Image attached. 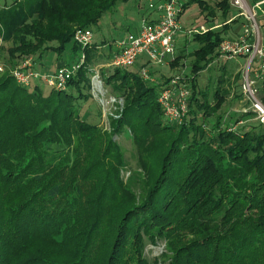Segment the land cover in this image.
<instances>
[{
	"label": "trees",
	"instance_id": "1",
	"mask_svg": "<svg viewBox=\"0 0 264 264\" xmlns=\"http://www.w3.org/2000/svg\"><path fill=\"white\" fill-rule=\"evenodd\" d=\"M128 1L0 0V264H264V123L252 110H223L242 76L234 75V86L227 61L210 87L198 82L219 58L221 42L237 38L247 23L230 0L187 6L199 4L209 30L191 39L187 33L171 61L178 67L192 58L182 122H170L158 101L174 75L144 79L147 61L105 77L125 102L111 127L114 136L128 127L136 141L143 173L132 177L139 189L121 176L129 167L114 136L80 111L92 98V65L110 62L112 45L107 55L100 52L106 42L86 48L64 90L42 81L48 93L40 82L30 89L11 75L30 56L46 70L38 64L49 53L60 61L77 28L99 26ZM191 40L197 47L188 54ZM155 136L165 145L156 155ZM151 167L160 169L156 181L146 176ZM159 243L164 251L150 259L147 246Z\"/></svg>",
	"mask_w": 264,
	"mask_h": 264
},
{
	"label": "built area",
	"instance_id": "2",
	"mask_svg": "<svg viewBox=\"0 0 264 264\" xmlns=\"http://www.w3.org/2000/svg\"><path fill=\"white\" fill-rule=\"evenodd\" d=\"M143 1L146 3L147 12L142 16L139 29L116 44L109 67L127 69L134 66L141 57H145L153 65H163L175 60L177 39L184 29L181 17L187 6L195 0ZM230 1L238 10V16L244 17L247 23L237 38H226L221 42L218 59L223 61H232L240 57L247 59L244 95L250 106L242 111L252 110L256 113V118L264 123V103L261 99V92H264V37L261 25V16L264 17V0ZM208 30L206 25H201L198 30L190 29L188 34L205 33ZM74 41L83 49L91 47L94 44L93 29L77 28ZM85 60L86 54H83L74 63H61L51 72L39 70L33 57H26L11 70V75L17 83L24 86L42 81L52 88L64 90ZM0 71H5L1 60ZM141 74L144 79L155 82L148 68H143ZM189 97V84L185 81L184 73L175 74L168 84L164 85L158 101L170 122H182L188 113Z\"/></svg>",
	"mask_w": 264,
	"mask_h": 264
},
{
	"label": "rangeland",
	"instance_id": "3",
	"mask_svg": "<svg viewBox=\"0 0 264 264\" xmlns=\"http://www.w3.org/2000/svg\"><path fill=\"white\" fill-rule=\"evenodd\" d=\"M219 1L220 0H207V2L211 6L216 5ZM145 11L147 12V6L143 0H130L128 2L119 4L113 11L108 12L103 17L99 26H95L92 28L94 33V42L98 44H100L101 42H106L107 44L106 48L104 50L101 49L100 51L103 52L105 55L109 54L110 52L109 48L111 47V45L115 48L116 44L119 41L125 39L128 34L136 32L141 25L142 15L146 13ZM204 16H205V12H202L199 4L196 2L186 9L185 13L181 17V22L184 29L181 31V34L177 39L175 56L180 55L179 52L180 49L185 47L184 39L189 37L191 39V34H188L189 37H187V35L185 34L188 33L190 29H194V28L199 29V27L202 24L206 25ZM262 33H264L263 30ZM74 43L75 41H72L66 45V49L63 53V57L60 60L61 62L73 63L75 61L76 53L74 52V45H75ZM79 47L80 49L78 50L77 54L80 56L86 54L85 49H83L82 46ZM196 47L197 44L191 40L189 44H186V52L190 54ZM4 50L5 49H2L1 51L6 52ZM42 60L44 63L48 64L49 66L50 64L55 65L58 61V55L56 53H49ZM191 60H192L191 57L185 56L181 58L178 67L171 66V68H166V70L165 69L161 70V73L173 72V75L187 73L190 70L189 66ZM225 62L226 61L217 59L209 70L203 72V74L198 79L199 86L202 89L204 88L206 89L207 87H210L212 82L216 81L218 77L222 75L223 71L220 69V65H222L221 66L222 68L223 65H226L224 64ZM17 64L18 62H16V65ZM108 64L109 62H107V59L105 58L101 62V64L98 65L96 64V66L91 64L93 66V67L91 66L93 68V71L90 72L91 74L90 76L92 79V86H93L91 91L92 98L86 102L81 103L80 111L82 114L88 115V120L90 122L102 125L103 131L108 132L110 136H114V131L112 130L113 128L111 127V120L113 117L118 118L120 116L121 113L120 110L124 108L125 102L118 97L117 93L113 91L111 85L112 82L114 83V81L111 80V83H108V81L105 79V77H107L106 75H110L114 70V68L109 67ZM245 65H247V59L242 57L236 60L227 61L228 73L229 75L230 72L232 73V78L230 82L233 83L234 86L236 84L235 82L236 78L234 77V75L236 76L238 72L242 74L240 81L238 80L237 82V86L234 87L235 93L228 98L227 100L228 105L223 107V110L226 111L227 116H229L228 115L229 111L230 112H233V110L242 111L248 105H250V102L244 95V84H245V75H246ZM149 66H151V63H149ZM137 68L133 67L130 69L132 71H137L138 70ZM148 69L150 70V68ZM149 72L153 74L151 76L155 79V82H157L158 80L156 79V77L157 75H159V72L158 73L156 71L153 72L149 71ZM40 84H41L40 86L46 89V92L48 93L49 91L48 87L44 86L42 82H40ZM33 85L30 87V89H33L32 88ZM225 86L228 87L229 84L225 83ZM241 93L243 95L242 98L235 100L236 95H240ZM114 140L117 141L119 147L122 148L128 162L129 168L121 172L122 178L125 181H128V179L132 177L133 175L132 173H134V177L137 173L140 172L143 173L142 168L139 167L140 161H139L138 148L135 143L136 141H134L133 135L130 133L129 128L126 126L123 127L121 132H119V134H116L114 136ZM155 140L157 143L156 145H154L153 149L155 150V155H156V152L158 151L159 147L160 149H162L163 146L165 145L163 144L162 136H155ZM155 155L153 157H155ZM159 158L160 155L156 158V160L158 161ZM159 174H160V169H154L153 167H151V169H149L146 176L148 177V179L150 180L154 179L153 181H156L155 177L158 176ZM97 177L101 182H103V179L100 178V175H97ZM134 177H132L133 185H135L134 186L135 189H139L140 187L138 186V182L136 179H134ZM91 179L86 180L87 183H89ZM97 192H98V188H96L95 190L92 189L91 191L92 195L97 194ZM163 251H164L163 243H159L157 246H153L149 244L146 249V254L150 259H153L154 257L159 256Z\"/></svg>",
	"mask_w": 264,
	"mask_h": 264
},
{
	"label": "crops",
	"instance_id": "4",
	"mask_svg": "<svg viewBox=\"0 0 264 264\" xmlns=\"http://www.w3.org/2000/svg\"><path fill=\"white\" fill-rule=\"evenodd\" d=\"M146 12V11H145ZM144 12V13H145ZM143 13V14H144ZM143 16V15H142ZM261 25H262V30H263V32H264V17H262L261 16ZM244 26V25H243ZM235 27V26H234ZM235 29L238 31V33H240L241 31H242V27H239V26H236L235 27ZM264 34V33H263ZM263 37H264V35H263ZM95 43V42H94ZM98 44V43H97ZM106 48V46H102V47H100V50L102 49V50H104ZM113 49V51L115 50V48L114 47H112ZM101 52V51H100ZM101 53H103V52H101ZM147 62V59L145 58V57H141L140 59H139V61H138V64H141V65H144V63H146ZM61 61H57V63L55 64V65H51L50 64V66L48 65V64H46V63H44L43 62V60L38 64V65H40L41 66V68L42 69H46V70H42V71H51V72H53V71H55L56 69H57V67L59 66V65H61ZM239 63V62H238ZM39 66V67H40ZM159 66V67H158ZM171 63H167V64H163L162 66H160V65H153V64H151V66H149V65H147V66H145L144 68H150V70L149 71H156L157 73L159 72V75H157V77H156V79L158 80V81H160V80H162V79H167V78H169V77H171L172 75H173V72L171 73V72H162L161 73V70H163V69H165L166 70V68H171ZM170 73V74H169ZM175 73V72H174ZM169 74V75H168ZM168 75V76H167ZM167 76V77H166Z\"/></svg>",
	"mask_w": 264,
	"mask_h": 264
}]
</instances>
